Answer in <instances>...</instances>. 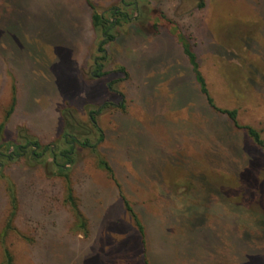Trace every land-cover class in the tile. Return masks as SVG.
Masks as SVG:
<instances>
[{"label":"rangeland","instance_id":"1","mask_svg":"<svg viewBox=\"0 0 264 264\" xmlns=\"http://www.w3.org/2000/svg\"><path fill=\"white\" fill-rule=\"evenodd\" d=\"M179 35L264 142V0H0V264H264V151Z\"/></svg>","mask_w":264,"mask_h":264},{"label":"trees","instance_id":"2","mask_svg":"<svg viewBox=\"0 0 264 264\" xmlns=\"http://www.w3.org/2000/svg\"><path fill=\"white\" fill-rule=\"evenodd\" d=\"M111 15L113 17H116V19H118L117 18L118 15L123 16V14H121V12L116 7L112 8ZM91 22H92V25L94 27H100L101 28L103 38L101 39V41L99 43V51H103L104 49L102 48V45L107 43V42H110L114 39V35L110 32V30L112 28V25L115 22L114 21L108 22V20L106 18H104V16L102 14H100L93 6H92ZM177 38L180 41V43L182 45L183 52L186 55L188 62L191 66V70L193 72L194 79L198 83L201 93L204 94L208 105L214 111L226 114V116L232 122L234 127L241 128V129L245 130L247 136L255 144H257L259 147H261V149L264 151V142L260 136L259 131L256 130L255 128H253L252 126H249V125H240L237 122V111H236V109H221V108L214 105L212 98L210 97V95L208 93V89H207V86L205 83V79L199 70V65H198V62L196 60L195 53L191 49L190 44L185 41L183 36L179 35ZM98 66L100 67L101 65L98 64ZM98 75H100V74L98 73ZM10 111L11 110H9L6 113V117L10 114ZM2 129H3V123L0 124V132ZM63 137H64L65 143L68 144V148L61 150L58 154H54L53 161L54 162L57 161L56 157H59V158L64 159V164H67V163L73 162V158H72L73 147H74V143L78 142V140L76 138L68 135V134H64ZM87 141L88 140H84L83 142H81V144L85 146L87 144ZM28 146H31L35 149L41 148V146L39 145V143L37 141H35V140L30 141L25 145H18L16 147V150L9 152L6 156L7 159H14L16 157H19L24 152V149ZM46 148H47V146L42 147V150L40 152H36L34 150L33 154L36 156H40L41 153L44 152ZM100 165L103 168L110 170L108 165L102 160L100 161ZM58 167H59L60 171H62L64 168L63 165H58ZM67 201L74 210H77V205H76L75 200L73 198L71 188H68ZM126 207L128 208L127 210L130 212L131 216L133 217L134 223H135L136 227L138 228V231L140 232L141 235H143L142 224L140 223V221L136 217L135 213L130 210L129 206L126 205ZM11 216H12V214H11ZM76 216L80 217V214H76ZM83 223H84V221H83ZM5 264H13L12 263V256H11L8 249H5Z\"/></svg>","mask_w":264,"mask_h":264},{"label":"crops","instance_id":"3","mask_svg":"<svg viewBox=\"0 0 264 264\" xmlns=\"http://www.w3.org/2000/svg\"><path fill=\"white\" fill-rule=\"evenodd\" d=\"M113 1H116V0H113Z\"/></svg>","mask_w":264,"mask_h":264},{"label":"flooded vegetation","instance_id":"4","mask_svg":"<svg viewBox=\"0 0 264 264\" xmlns=\"http://www.w3.org/2000/svg\"><path fill=\"white\" fill-rule=\"evenodd\" d=\"M122 13V12H121ZM43 153V152H42Z\"/></svg>","mask_w":264,"mask_h":264}]
</instances>
